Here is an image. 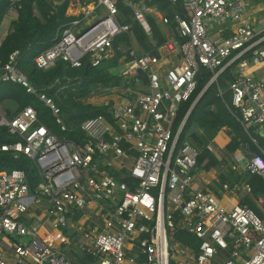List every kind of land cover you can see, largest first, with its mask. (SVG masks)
I'll return each mask as SVG.
<instances>
[{
  "label": "built area",
  "instance_id": "2783aa9c",
  "mask_svg": "<svg viewBox=\"0 0 264 264\" xmlns=\"http://www.w3.org/2000/svg\"><path fill=\"white\" fill-rule=\"evenodd\" d=\"M10 1L1 23L5 36L22 0ZM147 1L72 0L68 14L80 17L35 58L47 69L58 60L79 67L85 56L91 66L118 57L119 82L97 87L86 100L106 113L82 122L80 142L53 133L33 106L12 118L0 106V124L21 138L1 150L26 155L38 174L31 190L25 169L0 171V264H264L262 213L241 203L228 209L209 183L194 184L201 148L181 138L188 113L176 124L200 69L211 70L215 81L233 66L231 102L251 141L232 153L231 169L264 183V153L253 147L254 133L264 127V83L250 68L251 60L264 63V31L244 19L247 0H169L182 9L173 22ZM119 3L148 35L149 15L167 26L156 52L136 44ZM124 34L130 43L116 49L115 38ZM18 63L16 50L0 69L1 80L37 96L60 130L70 131L54 98L34 87ZM65 78L49 88L81 82ZM221 184L253 193L249 182ZM254 202L264 212V193Z\"/></svg>",
  "mask_w": 264,
  "mask_h": 264
},
{
  "label": "trees",
  "instance_id": "16d2710c",
  "mask_svg": "<svg viewBox=\"0 0 264 264\" xmlns=\"http://www.w3.org/2000/svg\"><path fill=\"white\" fill-rule=\"evenodd\" d=\"M72 0H22L17 6L18 16L12 22V29L7 33L0 43V69L7 62L9 55L18 50V67L27 76L30 83L37 89H45L47 94L52 96L64 113L66 123L70 131H61L57 125L52 111L37 96L30 94L24 87L12 81H4L0 78V106L6 112L8 118L14 117L26 106H33L38 113L39 120L49 129L62 137L66 135L73 140L80 142L84 134L81 124L87 118L98 114H105V108L87 102L93 90L97 87L106 88L117 84L120 80V70L122 68L118 57L102 62L99 66H91L88 56L82 58L79 67L71 65L62 60L56 61L55 65L42 69L35 63V58L40 53L46 51L54 44V38L58 30L64 29L73 20L80 16L68 14ZM88 2L89 0H79ZM147 4L156 7L173 22L176 12H182L179 4H172L169 0H148ZM10 0H0V27L5 14L10 9ZM120 10L126 14L123 22H130L132 33L136 44L142 51L156 52V46L163 44L167 35L162 26L154 16L149 15L152 32L148 35L143 27L131 17V10L119 3ZM175 27V23L172 24ZM121 43H130L128 35H120L115 38L114 46ZM233 66L224 68L206 89L205 87L213 77V72L207 68H201L198 72L197 86L192 96L183 101L176 119V124L185 117L192 104L204 90L202 96L187 116L186 123L181 138H191L198 147L201 148L198 167L205 170L219 168V180L223 183L231 182L232 179H244L251 183L253 196L264 193V183L258 176L248 178L244 173L234 175L233 170L228 165L226 159H218L214 153L209 151L206 143L202 140L197 131L192 130L193 125H197L200 130L209 131L213 135L221 129H225L230 136V141L223 150L225 156L237 151L244 142H250V136L240 122L239 112L232 105V94L229 83L232 80ZM65 77L80 78L81 82H76L61 89L59 86L49 88L57 79L63 83ZM259 144H264L261 136L254 133ZM21 140L17 134H11L8 127L0 124V147L3 143H13ZM257 151V148L254 146ZM14 168H23L28 172V182L31 190H34L38 182V174L31 160L21 154L14 156L13 151H3L0 148V171H10ZM248 174V173H247ZM248 176V175H247ZM249 206L254 208L258 214L261 212L250 202Z\"/></svg>",
  "mask_w": 264,
  "mask_h": 264
},
{
  "label": "crops",
  "instance_id": "0c3cea01",
  "mask_svg": "<svg viewBox=\"0 0 264 264\" xmlns=\"http://www.w3.org/2000/svg\"><path fill=\"white\" fill-rule=\"evenodd\" d=\"M247 1L249 2V6H248V8L244 14V19L249 21L251 24H253L254 29L257 32L264 31V27L257 29L256 23H255L257 21H264V5L259 7L257 4V0H247ZM161 26H162L163 31L165 33H167V26L162 25V24H161ZM4 37H5V35L2 32V34L0 35V43ZM263 46H264V44H263ZM250 63H251L250 68H251V71L253 73V76L257 80L264 83V63H259V64L254 65V62L252 60ZM263 133H264V127L261 131H258V133H256V135L261 136L264 140ZM230 139L231 138L228 135L227 131L225 129H221L220 131L216 132L215 134L210 135L209 140L206 143V146L209 144L212 145L215 149L214 154L216 155V157L218 159H226L228 161V165L231 167L232 153L229 154V156H225V154L223 153V150L226 147V145L229 143ZM254 146L257 148L258 152L262 151L264 153V144L258 143L257 145H254ZM240 172H241V174L245 173V171H241V170H240ZM241 174H238V175H241ZM219 175H220V172L217 173V172L211 171V170L207 171L203 168L197 167V169L195 170L194 184L197 187H204L207 183H209V186L214 190V192L218 196L221 204L228 209L232 208L234 205H236L238 203L249 205L250 202H252L253 206L256 207L255 202H254V196L252 194H248L245 191H243L242 187H240L238 189H231V190L225 191V192H221L219 190H216L214 187H212V183L219 180ZM236 182H239L242 184L243 182H248V181L241 179V178H237L236 180L232 179V181L230 183L235 184ZM256 208L262 213V216L264 217V215H263L264 212L261 211L258 207H256Z\"/></svg>",
  "mask_w": 264,
  "mask_h": 264
},
{
  "label": "rangeland",
  "instance_id": "374dc122",
  "mask_svg": "<svg viewBox=\"0 0 264 264\" xmlns=\"http://www.w3.org/2000/svg\"><path fill=\"white\" fill-rule=\"evenodd\" d=\"M257 4H258V6L260 7V6H263L264 5V0H257ZM252 10V9H251ZM256 23V28L257 29H260V28H263L264 27V21H257V22H255ZM2 32H3V28L2 27H0V35L2 34ZM98 100V99H97ZM96 100V101H97ZM192 130H195V131H197L198 132V134L201 136V138H202V140L205 142V143H207V141L209 140V137H210V132L209 131H206V130H200L199 128H198V126L197 125H193V127H192ZM211 171H215V172H220L219 171V168H212V169H210ZM232 172H234V171H232ZM245 174V176L247 177V179L248 178H252L249 174H247L246 172L244 173ZM234 175H238L236 172H234ZM248 175V176H247ZM212 187H214L216 190H219V191H221V192H225V190L223 189V187H222V184H221V182L219 181V180H217V181H215V182H213L212 183Z\"/></svg>",
  "mask_w": 264,
  "mask_h": 264
},
{
  "label": "water",
  "instance_id": "95a60500",
  "mask_svg": "<svg viewBox=\"0 0 264 264\" xmlns=\"http://www.w3.org/2000/svg\"><path fill=\"white\" fill-rule=\"evenodd\" d=\"M214 81V79L212 78L209 83L207 84V86L205 87V89ZM204 89V90H205ZM204 90L199 94V96L196 98V100L194 101V103L192 104L191 108L188 111L187 116L190 114L191 110L194 108V106L196 105V103L198 102V100L200 99V97L202 96Z\"/></svg>",
  "mask_w": 264,
  "mask_h": 264
}]
</instances>
